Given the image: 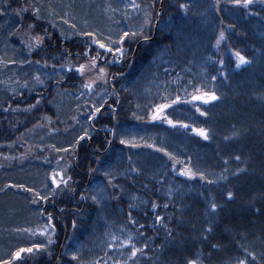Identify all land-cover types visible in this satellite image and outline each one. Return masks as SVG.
Returning a JSON list of instances; mask_svg holds the SVG:
<instances>
[{"label":"trees","instance_id":"trees-1","mask_svg":"<svg viewBox=\"0 0 264 264\" xmlns=\"http://www.w3.org/2000/svg\"><path fill=\"white\" fill-rule=\"evenodd\" d=\"M134 2L0 0V264H264V3Z\"/></svg>","mask_w":264,"mask_h":264},{"label":"snow or ice","instance_id":"snow-or-ice-1","mask_svg":"<svg viewBox=\"0 0 264 264\" xmlns=\"http://www.w3.org/2000/svg\"><path fill=\"white\" fill-rule=\"evenodd\" d=\"M253 2H254V0H232V3L233 4H235L237 6L244 7V8H248V6L250 4H252ZM260 2L261 3H264V0H260ZM132 7L138 9L139 8V5L135 4V2L133 0ZM186 7H187V5H185V4H181L180 5V8H182V9H184ZM26 11H28L27 8H24V9L21 10V12H26ZM2 14L3 13L0 12V15H2ZM20 14H21L20 12L17 13V15H20ZM34 14H35L36 19H40L41 18L40 17V14H39V9L38 8L35 10ZM64 22L67 23L66 20ZM32 27H33V25H29V28H32ZM72 27H75V25H72ZM84 35L90 36L92 38L93 42L96 43L97 46L100 49H104L107 52H111L112 51V48L111 47H108V45H106L105 43H103L99 39H97L96 36L93 33L87 32V33H84ZM136 35H138V33L125 31L120 36L119 41H110V43H113V44H115V43H121L122 44L124 42V40H125L126 37L136 36ZM223 38H224V34H223V32H221L220 37L217 40V43H219V40H221ZM36 42L37 43H42L43 42V38L42 37H39V36L36 37ZM117 51L121 52V54L123 55V49L122 48H118ZM235 55L237 57V67H240L243 64L249 63V61H247L242 55H240L239 52L235 53ZM92 66L95 67V58L92 59ZM84 69H85V66L84 65H80V67L77 68L76 71H78L81 74H83ZM103 76H104V69L101 68L100 69V78H103ZM36 79L39 81V77H36ZM213 79H215V77H213ZM91 86L92 85L91 84H88V83H85L84 84V87L85 88H89L90 89ZM196 93L197 94H194L192 96V100L193 101L202 100L203 102L207 103L209 100H216V99H218V97L215 94L201 93V91H200L199 88L196 89ZM177 99H179V98H177ZM172 103H176V101H173ZM170 106L171 105L170 104H167V103L157 105L156 108H155V110H154V113L151 115V119L152 120H161V119H163L169 125L175 126L173 124V121L172 120H169V119H167L166 116H163L162 115L164 113V110L167 109V108H169ZM100 111H101V108L100 107L94 108L93 113L89 117V119H93L94 116H95V114L96 113H99ZM197 111H199V109H197ZM201 115H205V113L201 112ZM181 126L182 127H185V128L189 127L188 125H181ZM193 132H195L198 136L202 137L205 140H208L209 139V135H208V133H207V131L205 129H193ZM86 135H87V131H85V136ZM85 136H80L77 139L76 143L78 144L81 140H83L85 138ZM225 139H228V138L226 137ZM120 143L121 144H126L127 141H125L124 139H121L120 140ZM132 147H137V145H134L133 144ZM148 147H152V145H148ZM57 151H65L66 152V151H68V149H57ZM157 151H164V150L163 149H157ZM164 154L166 156H169V158L172 159L174 161V163L178 162V161H175V157L171 156L170 153L164 151ZM235 159L237 161H239L240 160V156H236ZM225 163H227V161H225ZM63 171L64 170L61 169L60 172H54L53 175H52V184L55 185L56 188H59L60 187V184H63V185H65V187H67L68 186V181L71 179V177H68V179H64L63 176H62V172ZM131 171L135 172L137 170H136V168H132ZM243 171H245L244 168H238L236 170V172L233 173V175H237V174H239L240 172H243ZM105 175H109V173L106 172ZM180 175L181 176H187L189 179H191L193 177V175H195V174L192 172L191 169H187L186 168V169H184L183 171L180 172ZM57 177H60L59 182L57 181ZM200 178L201 179H204V174L203 173L200 174ZM222 178L223 179H226L227 177H222ZM108 183H109V185H111V180H109ZM208 183H214V181H211L210 180V181H208ZM112 186L115 187V185H112ZM19 187H23V185H20ZM25 190L26 191H32V189H25ZM102 195H103V189H100L97 192V195H94L92 197L93 201L98 203L99 202V199L102 197ZM232 197H233V193L229 192L228 193V198L231 199ZM43 198L44 199H47V197H43ZM83 198L84 197H82V199ZM33 203H35V201H33ZM152 207H153V209L156 208L155 203H153ZM165 207H167V205H165ZM217 207H218V205L216 203H214V202L210 204V209H211L212 212H215L217 210ZM257 211H259V209H257ZM129 219L131 220V215H129ZM161 219L162 218L160 216H157L156 217V220L158 222L161 221ZM73 226H75V225H73ZM48 227H53L52 226V216H51V214H49L48 225L45 227V231H47V228ZM53 230H54V227H53ZM208 231H211V228H209ZM40 234L41 235H44V232L42 231ZM113 239L115 240L117 238L116 237H113ZM129 240H131V237H129ZM49 243H52L51 238H49ZM123 243H127V241H125ZM40 247H41L40 245H33V247H31V248H21L18 251H16L15 253H13V260L19 259L21 257V254L22 253H25V252L31 253V252H33V248H36L38 250ZM138 251H140V249H136L135 247H133V251H132L131 255L132 256H135ZM249 255H252V253H249ZM72 259L73 260H76L77 259V256L75 254H73ZM3 264H11V262L10 261H4ZM117 264H118V262H117ZM187 264H199V261L198 260H195V259H189L187 261ZM237 264H246V261L241 259V260H238Z\"/></svg>","mask_w":264,"mask_h":264},{"label":"rangeland","instance_id":"rangeland-1","mask_svg":"<svg viewBox=\"0 0 264 264\" xmlns=\"http://www.w3.org/2000/svg\"><path fill=\"white\" fill-rule=\"evenodd\" d=\"M87 65V64H86ZM85 72H88L89 74H91V76H99L100 77V70H96L95 68H93L92 66H86L85 69H84ZM95 78V77H93ZM93 78H91L93 80ZM193 101V100H192ZM177 170V169H176ZM179 172L183 171L184 169L183 168H179L178 169Z\"/></svg>","mask_w":264,"mask_h":264}]
</instances>
